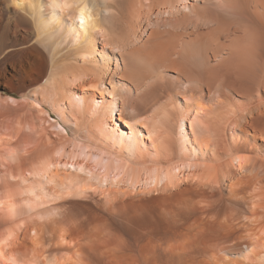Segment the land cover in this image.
I'll return each instance as SVG.
<instances>
[{
	"label": "bare ground",
	"instance_id": "1",
	"mask_svg": "<svg viewBox=\"0 0 264 264\" xmlns=\"http://www.w3.org/2000/svg\"><path fill=\"white\" fill-rule=\"evenodd\" d=\"M0 264H264V0H0Z\"/></svg>",
	"mask_w": 264,
	"mask_h": 264
},
{
	"label": "rangeland",
	"instance_id": "2",
	"mask_svg": "<svg viewBox=\"0 0 264 264\" xmlns=\"http://www.w3.org/2000/svg\"><path fill=\"white\" fill-rule=\"evenodd\" d=\"M43 45V46H42ZM41 46L43 47V49L45 50V52L47 53V55H48V58H49V64L51 65V63H52V58H53V55L54 54H56V56L57 57H63V55L65 54V53H67L69 50H70V48L72 49L73 48V46H72V43L71 42H64V43H62L57 49H56V51H54L53 52V49L51 48V46H50V44H42ZM47 46H49V47H47ZM56 52V53H55ZM53 53V54H52ZM59 55V56H58ZM52 56V57H51ZM49 65V70L51 69V66ZM48 103V104H47ZM44 104V107L50 112V114L54 117V118H56L59 122H61L63 125H64V119L65 118H67V116H64V115H62L61 116V113H59V114H57L58 112L56 111V110H53L52 109V107L51 106H49L50 104H49V102H44L43 103ZM55 111V112H54ZM57 112V113H56ZM57 114V115H56ZM60 117H61V119H60ZM63 117H65V118H63ZM52 122H54V121H52L51 120V123ZM120 124L122 125V126H124V127H126V125H125V123L124 122H120ZM61 135V134H60ZM60 135H58V136H60ZM63 135V134H62ZM61 137V136H60ZM28 153H25V155H27ZM81 160H83V157L82 156H78L74 161H81ZM88 163V162H87ZM89 163H91V162H89ZM71 165H68V167H66V168H68V169H71L73 166H71ZM70 167V168H69ZM75 168L73 167L71 170H74ZM82 173H85V172H82ZM103 196H100V195H93L92 197H87V199H85V198H78V197H74V196H67L66 198L65 197H63V198H56L57 200L55 201L54 199L53 200H51V202L49 203L48 202V205H50L51 207H53L54 205L55 206H58V207H56V208H60L61 206V208H62V210L61 209H59V211H61L63 214H62V217L63 216H68L69 214L71 215V217L70 218H76V222H78V223H80V225H88L91 221H94V220H96V219H98L97 218V216L99 215V217L100 218H102V221H104L105 223H103V222H99L98 223V227H99V225L100 226H102V227H100L101 229H102V231H104V233L106 232V230H108V231H111V233L112 234H110V235H112V237H114V239H116L115 237H119L118 238V240L116 239V243H117V241H118V243L120 242L119 241V239L121 238V240L122 239H127L128 238V232H127V222H126V220L127 219H125L126 217H124L125 215L124 214H122L120 211H121V209L120 208H118V209H116V213H117V210H119L120 209V211H118V215L115 213V211H112L113 210V208H108V210H107V207L103 204ZM78 200V201H77ZM53 201V202H52ZM102 201V202H101ZM81 202H83V203H81ZM85 203V204H84ZM99 203V204H98ZM62 204V205H61ZM48 205H46V206H48ZM45 206V205H44ZM60 206V207H59ZM54 208V207H53ZM66 208V209H65ZM116 208V207H115ZM114 208V209H115ZM112 209V210H111ZM99 211V212H98ZM105 211H107V212H105ZM109 211H110V213H109ZM111 211L113 212V213H111ZM105 212V213H104ZM59 213V212H58ZM121 213V214H120ZM65 214V215H64ZM68 214V215H67ZM76 216H75V215ZM60 215H61V213H60ZM59 215V217H61ZM69 215V216H70ZM72 215H74V216H72ZM110 215V216H109ZM117 215V216H116ZM122 215V217H120V216ZM79 216V217H78ZM79 219H78V218ZM114 219V220H113ZM75 220V219H74ZM112 220V221H111ZM117 220V221H116ZM110 222H113V223H110ZM82 223V224H81ZM92 223V222H91ZM102 224V225H101ZM107 227V229L105 228V226ZM113 225H116V226H113ZM119 225V226H118ZM112 226V227H111ZM96 227V226H95ZM94 227V228H95ZM96 230L98 229V228H95ZM95 229H91V230H95ZM100 229V230H101ZM104 229V230H103ZM90 230V232L88 233L87 231H86V233L85 232H83L84 233V236H85V239L86 238H88L89 239V234L91 233L92 234V231ZM94 231V232H96V233H100L101 231L99 230H97V231ZM113 231V232H112ZM83 233H81V234H83ZM95 233V234H96ZM98 233V234H99ZM110 233V232H109ZM115 233V234H114ZM80 234V235H81ZM94 234V233H93ZM94 234V236H92L91 238H93V237H95V238H93V239H90V240H93L94 241V239H97V240H99L98 238H96L97 237V235H95ZM102 235H103V233H101ZM109 236V234H107V232H106V236ZM88 236V237H87ZM98 237H100V236H98ZM111 237V236H110ZM109 237V238H110ZM111 237V238H112ZM82 238H83V236H82ZM103 238H105V236L104 237H102L100 240H102ZM106 238H108V237H106ZM113 238L111 239L112 240V242H114L113 240H114ZM96 240V241H97ZM109 240V241H108ZM106 239L105 241H108V242H110L111 243V241H110V239ZM95 242V241H94ZM121 242H124V240L123 241H121ZM52 243H53V241H50L49 242V247H48V245H47V249L49 248L50 250H48L49 251V253L52 251V252H54V250H55V247L53 248V245H52ZM93 243V242H92ZM97 243H99V245H101V244H103V243H101V241L100 242H96V244ZM54 244V243H53ZM95 244V243H94ZM105 244V243H104ZM104 244L102 245V246H104ZM108 244V243H107ZM52 249V250H51ZM54 249V250H53ZM120 252H124V250H120Z\"/></svg>",
	"mask_w": 264,
	"mask_h": 264
},
{
	"label": "snow or ice",
	"instance_id": "3",
	"mask_svg": "<svg viewBox=\"0 0 264 264\" xmlns=\"http://www.w3.org/2000/svg\"><path fill=\"white\" fill-rule=\"evenodd\" d=\"M81 22H83V21H81Z\"/></svg>",
	"mask_w": 264,
	"mask_h": 264
}]
</instances>
